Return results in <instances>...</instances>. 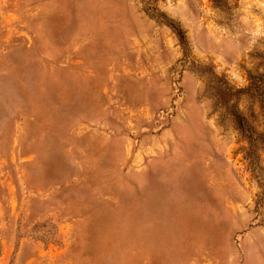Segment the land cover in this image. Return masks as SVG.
I'll list each match as a JSON object with an SVG mask.
<instances>
[{
	"label": "rangeland",
	"instance_id": "1",
	"mask_svg": "<svg viewBox=\"0 0 264 264\" xmlns=\"http://www.w3.org/2000/svg\"><path fill=\"white\" fill-rule=\"evenodd\" d=\"M0 264H264V0H0Z\"/></svg>",
	"mask_w": 264,
	"mask_h": 264
},
{
	"label": "trees",
	"instance_id": "2",
	"mask_svg": "<svg viewBox=\"0 0 264 264\" xmlns=\"http://www.w3.org/2000/svg\"><path fill=\"white\" fill-rule=\"evenodd\" d=\"M214 2H217L218 0H213Z\"/></svg>",
	"mask_w": 264,
	"mask_h": 264
}]
</instances>
